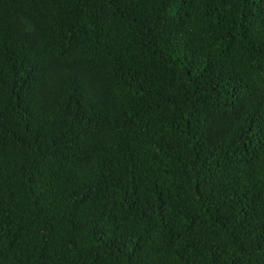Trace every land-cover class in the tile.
<instances>
[{
  "label": "trees",
  "instance_id": "obj_1",
  "mask_svg": "<svg viewBox=\"0 0 264 264\" xmlns=\"http://www.w3.org/2000/svg\"><path fill=\"white\" fill-rule=\"evenodd\" d=\"M0 264H264V0H0Z\"/></svg>",
  "mask_w": 264,
  "mask_h": 264
}]
</instances>
